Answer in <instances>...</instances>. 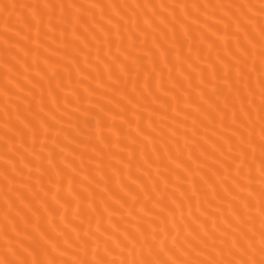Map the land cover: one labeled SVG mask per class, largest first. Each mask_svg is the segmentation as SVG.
I'll list each match as a JSON object with an SVG mask.
<instances>
[{"label":"bare ground","instance_id":"bare-ground-1","mask_svg":"<svg viewBox=\"0 0 264 264\" xmlns=\"http://www.w3.org/2000/svg\"><path fill=\"white\" fill-rule=\"evenodd\" d=\"M0 264H264V0H0Z\"/></svg>","mask_w":264,"mask_h":264}]
</instances>
